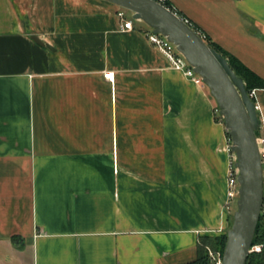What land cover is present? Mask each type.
I'll list each match as a JSON object with an SVG mask.
<instances>
[{"label":"crops","instance_id":"0c3cea01","mask_svg":"<svg viewBox=\"0 0 264 264\" xmlns=\"http://www.w3.org/2000/svg\"><path fill=\"white\" fill-rule=\"evenodd\" d=\"M165 1L264 82V0ZM119 7L0 0V264H182L226 226L233 151L208 88Z\"/></svg>","mask_w":264,"mask_h":264},{"label":"water","instance_id":"95a60500","mask_svg":"<svg viewBox=\"0 0 264 264\" xmlns=\"http://www.w3.org/2000/svg\"><path fill=\"white\" fill-rule=\"evenodd\" d=\"M131 11V17L147 23L153 32L163 33L191 64L207 86L221 114L229 148L237 167V198L231 222L226 228L220 264H245L250 251L253 230L262 202V166L256 143L258 127L255 104L245 89L241 76L230 67L226 58L212 48L174 10L158 0H109ZM41 45L35 34L30 36Z\"/></svg>","mask_w":264,"mask_h":264},{"label":"built area","instance_id":"2783aa9c","mask_svg":"<svg viewBox=\"0 0 264 264\" xmlns=\"http://www.w3.org/2000/svg\"><path fill=\"white\" fill-rule=\"evenodd\" d=\"M116 15L118 18L120 29H125V30L131 29L133 24L131 23V19L126 17V12L125 9H123V7H119L116 10ZM144 34L145 37H147L148 41L157 50H159L160 53L163 54V56L165 57V59L167 60L168 64H170L171 67L180 69L187 78L193 80L194 82L204 84L200 75L195 70H193L192 65L188 64L182 52L176 48V45L170 39H168V37L165 34L153 32L149 25H148V29L145 30ZM203 36L204 35H201L202 38H204ZM105 76L111 78V71L106 72ZM248 95L250 97L253 96L252 89H248ZM215 109L218 110V107L216 106ZM260 141L261 139L259 138V142ZM226 148L230 149L228 145ZM258 150H259L260 159H264V152L261 150L260 147H258ZM227 163L228 164L225 174L227 192L229 196H236L237 195L236 188L238 184L237 176H236L237 167H235L234 165L233 153L230 154ZM220 258L221 255L218 256V259L215 262L216 264H220Z\"/></svg>","mask_w":264,"mask_h":264},{"label":"trees","instance_id":"16d2710c","mask_svg":"<svg viewBox=\"0 0 264 264\" xmlns=\"http://www.w3.org/2000/svg\"><path fill=\"white\" fill-rule=\"evenodd\" d=\"M165 6H169L165 0H160ZM208 45L212 48H215L217 51L221 52V54L226 58V61L229 63L232 70L238 75L241 76L245 89L252 87H262L264 86V82L261 80L259 76H256L251 70L244 67L240 62H238L235 57L226 54L221 48L214 45L212 42L208 40V38L204 35L203 36ZM252 99V97H251ZM253 100V99H252ZM258 219V218H257ZM259 219L256 222V225L253 230V236L251 240V244L254 242L260 243V248L258 250H250L245 258V264H264V228L259 230ZM226 234L216 233V234H203L200 237L199 243L197 244L196 250L197 254L196 257L190 261L182 262V264H210L208 262V256L204 249H202V243L207 242L209 246L212 248H217L222 251V246L225 242ZM201 243V244H200Z\"/></svg>","mask_w":264,"mask_h":264},{"label":"rangeland","instance_id":"374dc122","mask_svg":"<svg viewBox=\"0 0 264 264\" xmlns=\"http://www.w3.org/2000/svg\"><path fill=\"white\" fill-rule=\"evenodd\" d=\"M123 9H125V8H123ZM125 12H126V14L128 16H130V11L128 9H125ZM132 19H133V21H135L134 18H132ZM140 22H142V21H140ZM142 24H144V25H146L148 27V25L146 23L142 22ZM203 85L205 86V84H203ZM212 101H213V105H212L213 106V109H212L213 118L215 120L219 121V122L220 121H223L222 120V117H221V114H219L218 113V110L215 109L216 105H215V102H214V99L213 98H212ZM224 191H225V196H224V200H223L222 206H223V208L226 211V220H227L226 226L224 227V229L215 230V231H218V232H210L209 235L216 234V233H222V232H224V234H225L226 228L229 227V225H230L232 210H234L235 207H236L235 200L237 198V195L236 196H229L228 195L227 188H226V180H225V190ZM261 204L262 205H261V208H260L258 217H257L259 219V223H260L259 230H261V228H264V204L262 202H261ZM259 246H260V243L254 242L253 244H250V247L249 248H250V250H253V249L258 250L260 248ZM202 249H204L206 251V253H207L208 262L210 264H216L215 262L217 261L218 256L221 255L222 251H220L217 248H212L211 246L208 245L207 242L202 243Z\"/></svg>","mask_w":264,"mask_h":264}]
</instances>
